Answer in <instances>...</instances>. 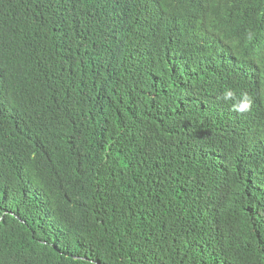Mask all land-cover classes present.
<instances>
[{"label":"trees","instance_id":"trees-1","mask_svg":"<svg viewBox=\"0 0 264 264\" xmlns=\"http://www.w3.org/2000/svg\"><path fill=\"white\" fill-rule=\"evenodd\" d=\"M0 264H264V0H0Z\"/></svg>","mask_w":264,"mask_h":264},{"label":"clouds","instance_id":"clouds-1","mask_svg":"<svg viewBox=\"0 0 264 264\" xmlns=\"http://www.w3.org/2000/svg\"><path fill=\"white\" fill-rule=\"evenodd\" d=\"M221 99L225 102H231V107L238 113H248L252 109L251 98L244 93H241L237 97L236 93L232 89H225L222 93Z\"/></svg>","mask_w":264,"mask_h":264},{"label":"bare ground","instance_id":"bare-ground-1","mask_svg":"<svg viewBox=\"0 0 264 264\" xmlns=\"http://www.w3.org/2000/svg\"><path fill=\"white\" fill-rule=\"evenodd\" d=\"M257 9V8H256ZM226 54V53H225ZM142 73V72H141Z\"/></svg>","mask_w":264,"mask_h":264}]
</instances>
